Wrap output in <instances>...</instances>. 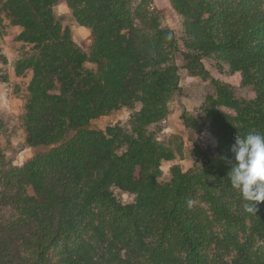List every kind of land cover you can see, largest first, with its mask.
Masks as SVG:
<instances>
[{"label": "trees", "instance_id": "trees-1", "mask_svg": "<svg viewBox=\"0 0 264 264\" xmlns=\"http://www.w3.org/2000/svg\"><path fill=\"white\" fill-rule=\"evenodd\" d=\"M62 2L90 29L88 53L55 18ZM169 2L181 47L144 0L133 10L129 0H0V22L21 27L16 39L28 46L14 62L16 76L31 73L21 92L24 144L48 147L16 166L0 142V264H264V202L245 211L227 175L235 137L264 134V0ZM175 53L215 87L200 117L182 118L208 128L216 146L193 142V165L173 166L161 183V162L174 153L155 133L181 90ZM207 56L254 96L212 78ZM135 102L126 126L88 127Z\"/></svg>", "mask_w": 264, "mask_h": 264}, {"label": "rangeland", "instance_id": "rangeland-1", "mask_svg": "<svg viewBox=\"0 0 264 264\" xmlns=\"http://www.w3.org/2000/svg\"><path fill=\"white\" fill-rule=\"evenodd\" d=\"M142 0H129V7L133 10ZM145 8L161 16V24L175 38L178 47L182 46L183 26L181 16L172 8L169 0H144ZM55 18L64 26L69 27L74 41L81 50L88 53L92 44L90 29L78 25L70 12L66 3L62 2L53 7ZM4 13H1V16ZM21 31V27L13 25L3 17L0 22V54L4 59H0V121L3 124V132L0 136L2 146L10 147L7 151L11 157L12 165L20 166L35 153L48 149L47 146L26 147L21 128V117L23 114V101L21 92L26 86L30 71L24 76L18 77L14 73V62L28 46L22 45L16 37ZM172 61L177 66L178 83L180 93L169 101L168 113L160 122L161 129H157L156 138L166 147L173 150L174 158L161 162L158 181L165 183L171 180L173 166H179L181 170L190 168L195 156L192 153V143H199L202 148L212 152L216 146V139L205 126L189 127L182 118L189 117L196 120L200 117V105L207 95H214L215 87L212 83L205 82L200 76L191 75L184 68L182 57L175 53ZM206 70L210 76L218 81L231 84L237 88V92L244 98H252L254 90L251 86H243L241 76L238 72H231L227 65L220 63L214 56L202 58ZM87 67L94 68L95 65L86 62ZM141 104L135 102L132 107L112 110L105 115L93 118L88 127L95 130H106L109 126H126L132 112L139 110ZM115 196L122 202H130L134 195L113 189Z\"/></svg>", "mask_w": 264, "mask_h": 264}, {"label": "clouds", "instance_id": "clouds-1", "mask_svg": "<svg viewBox=\"0 0 264 264\" xmlns=\"http://www.w3.org/2000/svg\"><path fill=\"white\" fill-rule=\"evenodd\" d=\"M231 152L233 159L227 173L230 183L246 201L245 211L256 213V205L264 202V134H238Z\"/></svg>", "mask_w": 264, "mask_h": 264}]
</instances>
